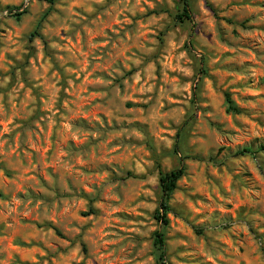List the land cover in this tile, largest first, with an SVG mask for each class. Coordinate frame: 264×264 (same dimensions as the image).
<instances>
[{
    "label": "clouds",
    "instance_id": "1",
    "mask_svg": "<svg viewBox=\"0 0 264 264\" xmlns=\"http://www.w3.org/2000/svg\"><path fill=\"white\" fill-rule=\"evenodd\" d=\"M9 2L15 3L18 11L23 13L19 25L3 10V5ZM179 3L180 0H52L51 3L49 0H0V28L5 24L13 28L9 39L0 47V68H7L11 63L5 59V54L23 64L26 40L18 38L37 25H40L39 35L46 40L59 38L61 30L65 36L72 35L74 39L77 33L81 36L74 47L49 44L55 67L45 59L42 65L17 68L16 80L10 89V77L0 78V118L20 121L19 127L13 124L3 130L9 133L6 139L0 136L4 141L0 147V163L14 170V179L42 195L39 210L32 205L24 208V201H21V210L31 212L41 222L52 220L66 239L58 240L47 229L38 232L18 229L14 223L3 230L4 236L15 238L19 235L25 243L35 238L50 252H55L56 244L78 253L83 244L88 249L87 256L74 258L83 260L84 264H153L154 257L149 258L148 253L152 251V234L161 226L151 217L157 204L165 199L160 176L170 177L185 169L178 186L191 187L193 193L218 190L198 169L193 176V169L184 162L197 158L206 160L209 153L215 155L221 144H227L232 152L239 151L245 146L242 143L245 130L241 126L239 132L229 135L228 125L213 127L220 122L223 107H214L206 99L208 91L202 83L196 96L189 94L188 89L194 90L199 81L195 72L196 59L175 56L186 38L184 27L175 20ZM73 6L81 11L74 13ZM145 7L156 14L145 16ZM197 7L199 9V4ZM254 15L256 22L264 21V8L254 10ZM156 32L164 33L163 44L154 37L149 38L148 33ZM93 37L103 40L106 47L101 48ZM35 43L40 48L39 40ZM201 43L207 44L202 38ZM199 53L197 48L195 56ZM173 57V68L178 76L175 81L163 76L168 70L169 58ZM215 62L208 60L210 66ZM69 64L72 66L68 67ZM38 67L47 70L48 74L38 71ZM158 67L159 78L155 75ZM21 70L27 74L29 90L36 91L37 95H28L21 87ZM60 72L74 81L77 76L88 73L96 85L93 88L96 96L77 93L75 88H70L69 91L78 98L58 97L59 87L54 88L52 84L59 86ZM183 79L187 80V87ZM232 83L229 80L226 84H218V90ZM41 97L43 102L38 104ZM170 97L179 99L180 103H170ZM133 100L139 103L126 107ZM206 107L208 111H205ZM41 127L45 134H40L37 140V129ZM49 127L52 128L50 152L42 159L38 148ZM13 137L16 147L11 143ZM234 142L239 143V148ZM30 146L37 148L31 152V159ZM242 163L238 161V164ZM49 169L57 179L52 181L49 177L45 188L29 179ZM68 184L72 185L71 189ZM238 184V181L234 182L229 200L235 195ZM84 187L88 189V199L82 200L78 207H91L98 215L74 221L72 201L79 197ZM65 195L68 196L67 207L60 198ZM185 200L184 196L174 192L168 199V207L176 214L188 216L194 226L202 227L206 237L221 239L230 234L218 231L224 219L221 214L206 211L221 207L223 201L213 199L202 205V216L197 219L195 211L189 216ZM12 205L10 197L4 205L7 211L2 214L10 216L16 211ZM114 211L120 214L114 216ZM232 223L239 225L238 229L231 230L238 236L244 230L245 221L234 220ZM169 243L175 246L179 241L173 239ZM186 243L191 245L193 241ZM234 243L239 247L240 240ZM261 247H264V241L245 244L246 251L255 254L249 256L255 264H264L257 251ZM205 252L214 257L218 250L211 246ZM10 258L11 254L0 264H9Z\"/></svg>",
    "mask_w": 264,
    "mask_h": 264
},
{
    "label": "rangeland",
    "instance_id": "2",
    "mask_svg": "<svg viewBox=\"0 0 264 264\" xmlns=\"http://www.w3.org/2000/svg\"><path fill=\"white\" fill-rule=\"evenodd\" d=\"M52 2V1H51ZM49 2V3H51ZM192 22L180 21L175 18L178 25L183 26L186 31L185 42L182 47L175 52V56H188L196 59L197 67L195 69L196 78L199 83L195 89H188L192 96H196L200 92V83L208 91L207 100L211 101L212 105L222 106L223 111L220 113V122L213 127L220 128L223 125H228V134L232 135L241 130V126L245 130L242 143L245 145L242 149L232 152V149L227 144H221L217 147L215 155L209 153L208 158L185 160V165L193 169L192 175L195 176L198 169L206 181H211V184L217 186L218 190L215 193L207 190H198L192 192L191 187H180L178 181L184 176L185 169L175 181L173 191L169 198L175 192L186 198L185 208L189 209V216L192 211H195L196 218L200 219L202 213L200 207L206 203H210L213 199L223 201L221 207L215 209H206L213 215L221 214L224 219L218 226V231L230 233L221 239H212L206 237L205 230L202 227H196L189 222L188 216L176 214L168 207L165 210L166 224H162L155 218V207L152 220L160 223V232L164 237L163 256L159 257V253L154 245L155 232L152 234V251L148 253V257H154L153 264H255L254 260H250V254L246 251L245 244H251L253 241H264V21L256 22L257 17L254 15V10L264 8V0H189ZM199 4V9L197 5ZM23 7V5H20ZM180 11V3L177 5ZM3 10L8 13L10 19L20 24V18L23 13L19 12L15 3L9 2L3 5ZM73 6V12H80ZM25 12L27 10L25 9ZM19 13V14H15ZM82 14V13H81ZM156 14L154 10L145 7V16ZM197 17H202L198 19ZM40 25L32 29L27 34L21 35L18 39L26 40L24 45L25 51L23 55V64L18 63L10 54H5V59L11 63L7 68H0V78L4 75L10 77L8 88L10 89L16 80V69H23L29 65H42L45 59L50 63H55L52 60V51L49 48L50 43H61L67 47H74L80 42L81 36L76 34L75 39L72 35L65 36L61 30L59 38L52 37L50 40L39 35ZM13 28L5 24L0 28V47L9 39ZM106 32L111 29H105ZM149 38H156L160 44H163L162 32L148 33ZM201 38L207 44L201 43ZM39 40L40 48L36 47V41ZM101 48L106 47L103 40H97L93 37ZM171 43V42H169ZM208 45H214L209 47ZM200 49L199 56H195L196 49ZM57 51V55H59ZM217 57L219 58L217 60ZM216 61L211 66L208 60ZM86 63V61H85ZM175 58H169L168 70L163 73L165 79L171 77L173 81L177 80V72L173 68ZM14 65V67H13ZM71 67L72 65H67ZM182 66V65H181ZM38 71L44 72L47 75V70L42 67L37 68ZM156 77L159 78L161 73L159 67L156 71ZM27 74L21 70V87L26 90L28 95H37L36 91L29 90L26 82ZM60 84H52V87H59L58 97H74L69 91L70 88H75L77 93H87L88 96L95 97L96 93L93 88L96 87L90 79L89 74L77 76L75 81L72 77H65L63 72L59 73ZM229 80L233 83L227 88L219 87L218 84H226ZM182 82L187 87V80ZM81 85H84L83 89ZM225 93L229 94L232 105L235 110L227 108L225 101ZM43 102L41 97L38 104ZM169 102L179 104L180 100L175 97H170ZM133 103H139L136 100L129 102L126 107H131ZM59 106V105H57ZM15 107V102H13ZM205 111H208L207 107ZM199 115V113H197ZM20 126L18 119L8 121L0 118V136L5 139L9 133L3 130L10 125ZM39 140L40 134H45L44 129H37ZM52 138V128L47 130L46 138L39 144V152L41 158L44 159L50 152V140ZM3 140H0V147L3 146ZM12 146L16 147V138L11 140ZM236 143V142H234ZM239 148V143H236ZM29 159L31 152L37 151L35 146H30ZM230 154V155H229ZM59 155V153H58ZM242 161V165L238 164ZM46 169L48 166L45 165ZM0 261H5L9 254L11 258L9 264H84L83 260H77L74 257L79 255L87 256V247L81 245L80 251L69 252L63 245H56L55 252H50L42 241L30 238V243H25L19 235L4 236L3 230L9 224H16L18 229H30L31 232H38L40 229H47L53 233L58 240H65V235L54 226L52 220L39 221L31 212L21 210V201H24V208L30 205L38 209L42 195L32 188H27L24 183L14 179L15 172L10 168H5L3 163H0ZM27 174V170H25ZM49 177L52 181L57 179L50 169L45 173H41L35 177H29L35 180L41 188H45ZM239 182L235 186V195L229 200L228 196L234 188V182ZM71 189L72 185L68 184ZM15 191V196L12 197V191ZM27 192V199L25 198ZM87 187L81 189L79 197L72 201L75 211L74 221H83L93 215H98L91 207L80 208L78 205L82 200H87ZM59 195V194H58ZM10 197L13 199V207L16 211L10 216L3 215L7 209L4 205L7 204ZM65 201L64 207H67L68 196L60 197ZM168 198V199H169ZM34 202V205H33ZM91 205L92 201H88ZM64 207L60 210L63 212ZM119 211H114L113 215H119ZM127 217L128 214L124 213ZM132 215H138L133 213ZM245 221L244 230L239 232V235L232 234L233 228L238 229L239 225H234L232 221ZM129 222H131L129 217ZM255 225V226H253ZM179 241L178 244L172 246L170 240ZM240 240L239 247L234 241ZM187 240L193 241L191 245L186 243ZM215 246L218 250L217 255L209 257L206 255L205 249ZM227 249V251H225ZM260 254V259H264V247L257 249ZM106 255V254H104ZM61 257L62 259H58ZM239 257V258H237Z\"/></svg>",
    "mask_w": 264,
    "mask_h": 264
},
{
    "label": "trees",
    "instance_id": "3",
    "mask_svg": "<svg viewBox=\"0 0 264 264\" xmlns=\"http://www.w3.org/2000/svg\"><path fill=\"white\" fill-rule=\"evenodd\" d=\"M52 0H49L51 2ZM16 15L19 13H15ZM176 19L180 21H188L192 22L193 18L190 12V2L189 0H180V11L179 14L175 17ZM225 101L227 104V108L230 110H235L234 106L231 103V100L229 98V94L225 93ZM183 169H181V172L179 174H173L172 176H160V181L164 185L165 190V199L163 203H159L158 207L155 210V218L159 220L162 224L167 223V219L165 217V210L167 209L166 201L169 198L170 193L173 191L175 186V181L178 179V177L182 174ZM154 245L156 246V249L159 253V257L163 256V247H164V237L162 232L158 231L155 232V239H154Z\"/></svg>",
    "mask_w": 264,
    "mask_h": 264
}]
</instances>
